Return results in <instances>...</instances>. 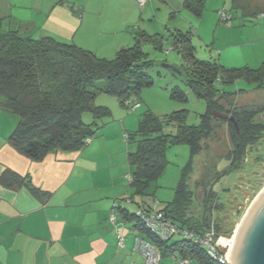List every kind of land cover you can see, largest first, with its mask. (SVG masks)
<instances>
[{"label": "trees", "instance_id": "1", "mask_svg": "<svg viewBox=\"0 0 264 264\" xmlns=\"http://www.w3.org/2000/svg\"><path fill=\"white\" fill-rule=\"evenodd\" d=\"M203 4L204 0H183L182 9L200 16ZM188 34L181 31L170 33L172 48L186 62L183 70L170 69L197 97L205 100L206 110L199 115L196 124L187 123L185 109L165 115L147 111L140 117L137 129L126 135L128 143L135 146L127 151V162L132 167L129 177L132 193L126 199L136 205V210L151 211L156 201V181L168 164L167 149L172 145L187 144L189 158L180 171L173 197L161 208L156 204V209L180 230L193 234L213 230L218 237L225 232L218 224L211 226L209 223L214 207H205L200 216L188 211L192 203L188 174L193 156L202 148L201 140L212 132L211 120L218 119L212 114L213 110L233 116L238 127L236 132L228 118L222 119L228 123L235 143L234 151L225 158L228 167L225 172L218 171L216 178L236 169L237 163L245 157L247 146L264 136V122H254V117L264 111V107L235 108L231 97L247 90L228 91L221 86L242 79L251 85V90L264 89V59L255 68L246 65L226 67L214 60L198 59L194 56ZM165 40L162 33L135 30L134 42L118 49L112 58L107 59L74 43L61 42L50 36L35 38L21 34L18 29L0 27V110L17 117L7 143L32 161H40L51 152L83 149L105 124V118L111 115L109 107L95 104L96 95H113L121 105L127 106L126 101L136 97L141 87L152 84L148 73L152 61L146 57L143 43L162 48ZM223 101L231 108L225 107ZM85 113L91 115L89 122L83 119ZM0 185L7 188L24 186L37 197L47 195L27 176L8 168L0 174ZM208 191L204 189V197L218 199L212 188L210 193ZM114 208L124 219L135 221L142 237L157 246L161 258L176 254L201 264H220L192 238L181 234L165 240L157 238L140 222L136 210L131 212L118 204Z\"/></svg>", "mask_w": 264, "mask_h": 264}, {"label": "crops", "instance_id": "2", "mask_svg": "<svg viewBox=\"0 0 264 264\" xmlns=\"http://www.w3.org/2000/svg\"><path fill=\"white\" fill-rule=\"evenodd\" d=\"M160 1L170 9L169 17L185 11L183 0ZM155 3L0 0V27L74 43L106 58L130 46L135 30H147L144 16H154ZM183 17L182 23L189 19L186 14ZM15 124L14 115L0 110V174L8 168L27 176L47 195L37 197L24 186L0 185V264H144L143 256L134 249L135 237L143 234L135 221L124 219L114 208L118 204L131 210L119 201L125 198L121 185L116 177L107 181L93 177L99 142H89L78 151L51 152L40 161H32L7 143ZM111 212L120 223L122 246L109 221ZM177 258L176 254L165 255L160 264H176ZM188 264L201 263L189 260Z\"/></svg>", "mask_w": 264, "mask_h": 264}, {"label": "rangeland", "instance_id": "3", "mask_svg": "<svg viewBox=\"0 0 264 264\" xmlns=\"http://www.w3.org/2000/svg\"><path fill=\"white\" fill-rule=\"evenodd\" d=\"M152 1L156 2L152 5L155 13L150 18L144 16L146 20L144 25L147 27L145 31L166 36L162 48L143 43L146 57L152 61L148 69L152 84L141 87L136 97H130L132 103H137L134 110L121 105L113 95L98 93L94 100L95 104L109 107L111 115L105 118L107 120L105 124L89 140L100 144L94 156L97 165L92 169L93 177L101 181H107L111 176L116 177L125 195V198L119 201L131 207V212H135L136 205L126 199L132 193L129 186L132 167L127 162V151L134 149L135 146L128 143L126 135L137 129L140 117L147 111L165 115L185 109L187 123L196 124L199 115L206 110L205 100L197 97L181 78L172 72V69L165 66L170 65L180 70L186 68L185 60L172 48L173 38L170 33L188 32L196 58L214 60L226 67L246 65L255 68L264 59L261 58L264 57V16L261 15L264 13V0H204L200 16L181 10L174 18L169 17L170 9L165 3L160 0ZM220 10H225L230 15L226 22L220 20ZM185 14L189 19L182 23L181 19ZM221 86L228 91L240 88L247 90L231 97L235 108L264 107V89L251 90V85L242 79ZM223 104L231 108L224 101ZM83 116L85 122L91 120L90 113ZM217 118L211 120L212 132L201 140L202 148L192 159L187 180L192 191V203L188 211L200 216L205 207H214L209 223L211 226L218 224L225 232L221 237L230 239L251 202L259 191L264 189V136L247 146L245 157L237 163L236 169L223 177L221 173L218 176L220 179L216 178L218 171L223 172L228 167L229 162L225 158L234 151L235 143L228 123L222 118ZM254 122H264V111L254 117ZM189 154L187 144H176L167 149L168 164L156 181L154 199L158 208L172 199L180 171L186 164ZM211 188L218 195L217 200L204 197V189L210 193ZM227 249L228 247L222 246L223 251L226 252Z\"/></svg>", "mask_w": 264, "mask_h": 264}, {"label": "built area", "instance_id": "4", "mask_svg": "<svg viewBox=\"0 0 264 264\" xmlns=\"http://www.w3.org/2000/svg\"><path fill=\"white\" fill-rule=\"evenodd\" d=\"M147 0H136L139 6H142ZM220 20L226 22L230 15L225 10H220ZM261 15L264 16V13ZM136 102L131 100L126 101V105L130 110H134ZM89 142V141H87ZM156 201L153 203L152 210L149 212H143L140 209L136 210V215L140 222L148 229L154 236L160 239H169L178 234L192 238L194 242L198 243L205 248L208 255L217 260L220 264H231L227 257V251L229 249L228 241L230 239L216 236L213 230H208L203 234H193L186 230L178 229L168 218H166L162 211L156 209ZM109 221L115 226L117 232L118 245L122 246L123 237L120 233V223L116 219L114 212L109 214ZM223 247H228L227 251L220 252ZM134 249L138 251L144 258V264H160L161 254L157 246L150 240L137 235L134 241ZM189 258L178 257L176 264H188Z\"/></svg>", "mask_w": 264, "mask_h": 264}, {"label": "water", "instance_id": "5", "mask_svg": "<svg viewBox=\"0 0 264 264\" xmlns=\"http://www.w3.org/2000/svg\"><path fill=\"white\" fill-rule=\"evenodd\" d=\"M168 68L173 66L165 65ZM216 117L228 118L236 132L237 123L233 116L216 110ZM231 264H264V189L260 190L240 221L236 240L230 258Z\"/></svg>", "mask_w": 264, "mask_h": 264}, {"label": "bare ground", "instance_id": "6", "mask_svg": "<svg viewBox=\"0 0 264 264\" xmlns=\"http://www.w3.org/2000/svg\"><path fill=\"white\" fill-rule=\"evenodd\" d=\"M239 228H240V223L238 222L233 237L230 238V240L228 241L230 247H229V249H228V251H227V257L229 258V260H230V258H231V253H232V250H233L234 242H235V240H236V236H237V233H238ZM229 250H230V251H229ZM228 252H229V253H228Z\"/></svg>", "mask_w": 264, "mask_h": 264}]
</instances>
